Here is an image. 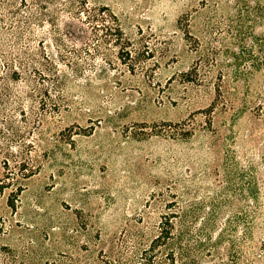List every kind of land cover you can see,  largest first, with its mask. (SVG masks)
Here are the masks:
<instances>
[{"label": "rangeland", "instance_id": "rangeland-1", "mask_svg": "<svg viewBox=\"0 0 264 264\" xmlns=\"http://www.w3.org/2000/svg\"><path fill=\"white\" fill-rule=\"evenodd\" d=\"M255 2L0 0V264L138 263L194 209L193 264H264Z\"/></svg>", "mask_w": 264, "mask_h": 264}, {"label": "trees", "instance_id": "trees-1", "mask_svg": "<svg viewBox=\"0 0 264 264\" xmlns=\"http://www.w3.org/2000/svg\"><path fill=\"white\" fill-rule=\"evenodd\" d=\"M245 3V0H242ZM246 4V3H245ZM246 7L248 9L245 13H241L239 17L243 21L251 20V24L257 23L259 19L264 18V6H261L257 2L250 7L248 4ZM110 17H114L112 13H109ZM250 25H241L238 29V37L242 41L247 35L250 36L251 42L248 43V46L242 45L243 51L239 55L235 56L236 59L241 60L248 59V74L252 69H258L264 67V54L262 56H257L253 52V47H259L263 49L264 52V35L263 37H257L254 35ZM113 31L118 36L122 35V32L118 25L113 27ZM238 60V64H239ZM219 96L221 93L219 91ZM247 192L248 195L255 196L257 193L255 176L252 173L248 172V181H247ZM195 209L190 210H178L166 212L161 220L159 225V232L155 239L151 242L150 246L142 250L139 256L138 263L133 264H193L190 256V246L186 243L187 236L190 234V229L188 224H186L187 219L196 218ZM179 220V226L176 227L174 219ZM164 253L158 258H154L158 253ZM128 264V263H121Z\"/></svg>", "mask_w": 264, "mask_h": 264}]
</instances>
